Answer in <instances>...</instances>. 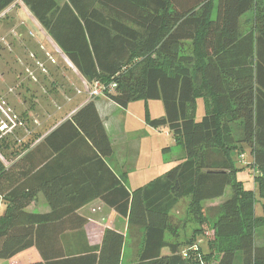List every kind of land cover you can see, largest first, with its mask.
Returning <instances> with one entry per match:
<instances>
[{"label":"trees","instance_id":"trees-1","mask_svg":"<svg viewBox=\"0 0 264 264\" xmlns=\"http://www.w3.org/2000/svg\"><path fill=\"white\" fill-rule=\"evenodd\" d=\"M17 1L0 0V14ZM21 1L79 75L106 87L109 100L125 109L137 100L162 101L165 115H148V125L166 127L185 157L148 184L128 189L106 163L113 146L89 100L33 149L17 152L11 165L0 158V260L35 247L43 257L38 264H122L126 238L115 230L106 229L98 246L82 249L80 239L68 246L66 234H82L88 223L78 210L100 199L130 229L144 231L137 264H208L194 243L181 249L170 213L188 198L191 213L201 217L202 203L230 188L231 197L214 210L221 241L216 264H264V246L257 244L264 227V4L218 0L212 19L214 0ZM250 12L253 27L244 34L242 19ZM190 42L192 55L184 49ZM200 91L210 94L213 109L205 106L197 120L190 108ZM245 150L257 191L237 178L234 155ZM40 192L51 212L27 213Z\"/></svg>","mask_w":264,"mask_h":264},{"label":"rangeland","instance_id":"rangeland-1","mask_svg":"<svg viewBox=\"0 0 264 264\" xmlns=\"http://www.w3.org/2000/svg\"><path fill=\"white\" fill-rule=\"evenodd\" d=\"M58 4L63 5L66 0H56ZM264 4V0H260ZM218 9V0H214V13L213 18L216 19ZM6 11L7 14L4 18L0 19V39L5 38L7 45L0 47V93L7 97L10 104L16 111L31 120L36 114L39 115L42 125L35 128L36 136L43 134L51 127L52 123L47 125L45 121L47 116H51L54 122L60 120L65 114L76 106L74 98L70 103V107L57 110L56 105L60 106L63 103V95L73 96V90L78 86L82 88L80 79L77 78L78 72L73 67L69 66L63 59L58 48H54V44L48 42L49 36L45 33L38 21L35 19L30 10L25 4L18 0ZM253 27V13L250 12L242 19V33L249 32ZM47 38V39H46ZM51 41V40H50ZM44 48L45 50H43ZM186 54L192 55L194 47L192 42L185 46ZM48 51L57 61L56 64H48L44 57V52ZM197 62L200 59V52H197ZM42 60L47 67L48 73L38 72L35 65V60ZM29 70H34L37 73L38 81H33L29 74ZM75 71V72H74ZM77 72V73H76ZM79 76V74H78ZM71 80L72 82H70ZM84 87V86H83ZM84 89V88H82ZM78 90L76 89V92ZM82 91V90H81ZM199 100L196 106L190 108V113L194 114V118L200 120L206 115V108L213 109V100L209 93L199 92ZM69 96V97H70ZM202 97V98H201ZM55 104V106H54ZM148 104L150 108L148 107ZM130 112L134 117H140L142 122L146 118H160L165 115V109L162 101H145L137 100L130 104ZM49 120V121H50ZM234 136L236 138L241 134L238 130L237 124L232 125ZM161 129V128H160ZM169 133L170 136L165 138V134ZM157 145L161 148H170L171 151L165 152V173L169 170L166 164H172L171 167L181 162L185 157L183 147L178 143L177 138L170 133V131L163 127L161 133L157 136ZM155 141V140H154ZM153 141V142H154ZM155 144V142H154ZM0 158L3 162L10 161L12 156L20 150H23L24 145L19 143L14 138H9L0 143ZM2 148L4 150L2 151ZM242 154L245 155V160L241 158V153L237 152L234 155L235 166L237 168V178L243 183L246 190L257 191V184L255 180L254 169L247 165L252 161L249 150H245ZM148 173L137 172L136 177L142 175L143 178H150L154 174L150 171ZM132 185V184H131ZM138 186L141 184H137ZM138 186H131L135 189ZM232 195L230 188L227 189L225 195L214 201H205L202 203V216L197 217L189 210L190 200L185 198L179 201L172 209L171 215L176 223L179 225V238L181 249L193 245V251L201 249L202 258H206L208 264H216L219 259L221 248V241L215 236L214 222L216 219V208L222 206L225 200L229 199ZM258 199L263 202L259 197ZM261 202H258L255 207L256 215L263 214ZM111 211V210H110ZM119 218L111 220L102 218L100 221L106 227L118 226L125 231V245L124 257L122 264H137L139 253L143 246L144 231L136 228H127L126 220L116 214ZM97 224V222H96ZM100 224V223H99ZM102 225V224H100ZM94 226H89L88 229L92 230ZM124 227L127 228L124 230ZM108 229V228H107ZM87 234V231L86 233ZM88 238L90 235H88ZM168 239L171 240L170 236ZM197 242V243H196ZM200 244V246L198 245ZM257 244L264 246V227L257 232ZM200 247V248H199ZM186 250V249H185ZM169 253V249L162 251L163 256ZM6 261V260H0ZM1 264V263H0ZM236 264H241L237 260Z\"/></svg>","mask_w":264,"mask_h":264},{"label":"crops","instance_id":"crops-1","mask_svg":"<svg viewBox=\"0 0 264 264\" xmlns=\"http://www.w3.org/2000/svg\"><path fill=\"white\" fill-rule=\"evenodd\" d=\"M45 33L46 32H44V34ZM50 40H48L49 43L51 42ZM78 74L77 78L80 79L82 88H84L83 82L85 79L80 75L78 76ZM69 81L72 82L71 80ZM79 88L80 87L77 86L75 90H73V96L63 95L62 100L64 102L60 103V106L56 105V108L57 110H61L62 108L70 107V105L73 103H70L73 98L75 100L74 103L76 106L71 107L65 116L56 122H54L55 120H50L52 119L51 116H47L45 119L47 125L50 123H52V125L49 127V129H47L46 132L39 136H36L35 128L41 126L42 122L39 120L40 117L38 114L34 116L38 121V124H30V134L24 138L21 144H19L25 146V149L23 150L24 152L33 149L60 123L66 119H69L78 109H80L90 100L85 90ZM76 89L82 90V93L79 94L78 91L76 92ZM93 100L95 101L97 111L101 117V120L103 121L105 130L113 146V155L106 159V163L111 167V169L114 170L115 173L124 177L126 187L131 189V186H138L137 184H141L137 187L139 188L148 184L157 177L164 175V154L165 152H169L171 150L165 151V148H161V145H157V138H155V136H157L158 133H161L162 128L154 129L148 125L147 118L145 122L144 120L142 122V119H138L140 117H134V115L130 112V105L126 109L122 108L104 95ZM149 105L151 104H148V107L150 108ZM152 119H154V117ZM169 136L170 134L166 133L164 137L168 138ZM19 156V153H15L10 161L4 162L5 165H11L12 162ZM166 166L170 169L172 164H166ZM144 171L145 173H148L146 171H150L154 175L150 178H143L142 175L140 177L135 176L137 172H141L140 174H142ZM1 206L3 207V204H1ZM51 210L50 203L43 192L38 193L36 200L25 209L27 213L31 214H48L51 212ZM2 211L3 208L1 209V212ZM78 214L86 218L88 223L85 226V231L82 234L74 232L66 234V238H68V246L72 245V247H75L77 239H80V245H82V249L85 246L87 248L98 246L101 244L104 232L107 228L115 230L125 236V231H123L119 225H115L114 227H106V225L101 223L100 220L102 218H108L114 221L118 217L116 216L117 213L105 205L100 199H95L79 209ZM119 221L120 220L118 218L117 222ZM89 226L94 227L91 228L92 230H90L88 229ZM127 228L124 227V230ZM86 231L87 234L90 235L89 238L87 234H85ZM41 262H43V257L41 256L39 250L35 247L27 249L9 260L0 261L1 264H38Z\"/></svg>","mask_w":264,"mask_h":264},{"label":"built area","instance_id":"built-area-1","mask_svg":"<svg viewBox=\"0 0 264 264\" xmlns=\"http://www.w3.org/2000/svg\"><path fill=\"white\" fill-rule=\"evenodd\" d=\"M8 11H4L0 14V19L4 18ZM52 45L54 44V48H58L59 52L61 53L63 59L66 63L73 67L75 71V67L70 62L68 57L63 53V51L51 40L50 42ZM7 45L5 38L0 39V47L2 45ZM45 50L44 48H42ZM44 57L46 62L50 65L56 64V59L48 52H44ZM50 61V63H49ZM35 65L37 66L36 69L38 72H43L45 74L48 73L46 64L40 60H35ZM28 74L33 81H38L37 73L34 70H29ZM84 90L87 93L90 100H93L99 96H105L104 91L106 90L105 86H102L99 82H94L92 84L88 83L86 80L83 82ZM116 87L115 84L109 87L110 90H113ZM78 93L81 94L82 91L78 90ZM30 124H38V121L35 117H31L29 120L27 117H24L22 114L18 113L16 109L10 104L9 100L6 96L0 93V143L8 140L9 138H14L16 141L21 144L26 136L30 134ZM241 158L245 160V155H242ZM185 256H186V251Z\"/></svg>","mask_w":264,"mask_h":264}]
</instances>
